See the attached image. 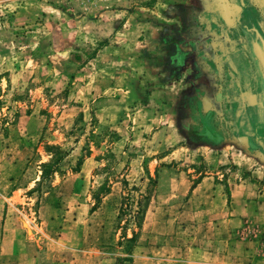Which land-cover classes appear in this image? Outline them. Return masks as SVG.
Here are the masks:
<instances>
[{"label":"rangeland","instance_id":"1","mask_svg":"<svg viewBox=\"0 0 264 264\" xmlns=\"http://www.w3.org/2000/svg\"><path fill=\"white\" fill-rule=\"evenodd\" d=\"M209 1L0 0V264H264V154L128 92L146 24L199 36Z\"/></svg>","mask_w":264,"mask_h":264},{"label":"crops","instance_id":"2","mask_svg":"<svg viewBox=\"0 0 264 264\" xmlns=\"http://www.w3.org/2000/svg\"><path fill=\"white\" fill-rule=\"evenodd\" d=\"M207 8L199 36L193 28L168 35L146 24L141 53L152 57L155 82L140 57L143 70L128 92L154 94L175 122L183 121V135L197 148L221 150L237 141L245 152L264 154V0H211ZM254 204L253 215L260 214L264 203Z\"/></svg>","mask_w":264,"mask_h":264},{"label":"trees","instance_id":"3","mask_svg":"<svg viewBox=\"0 0 264 264\" xmlns=\"http://www.w3.org/2000/svg\"><path fill=\"white\" fill-rule=\"evenodd\" d=\"M51 148V147H50ZM57 161H54V162H45V163H42L41 166L43 167V177H49L51 176V174H53V172L56 170V167H57ZM123 206V205H122ZM120 207V212H119V216L121 217L123 214H125L126 210L123 208V207ZM139 214H143V211H138L136 215H131V218L129 219H126V223L125 225L123 226L124 229L125 227H129V225H131L135 220V224L140 227V224H141V219L139 217ZM136 237V231H133V236H132V239L134 240ZM131 239V240H132Z\"/></svg>","mask_w":264,"mask_h":264}]
</instances>
